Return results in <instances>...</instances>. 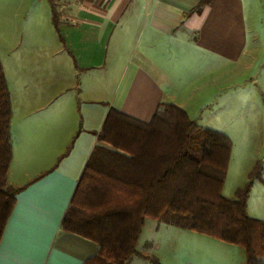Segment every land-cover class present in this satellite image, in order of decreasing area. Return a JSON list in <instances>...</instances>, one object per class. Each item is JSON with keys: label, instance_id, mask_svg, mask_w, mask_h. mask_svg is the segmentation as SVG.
I'll list each match as a JSON object with an SVG mask.
<instances>
[{"label": "crops", "instance_id": "crops-1", "mask_svg": "<svg viewBox=\"0 0 264 264\" xmlns=\"http://www.w3.org/2000/svg\"><path fill=\"white\" fill-rule=\"evenodd\" d=\"M199 1H50L59 57L52 54L41 72L54 76L48 85L52 91L45 93L36 74L30 78L19 69L24 78L16 94L25 104L50 93L53 100L32 103L33 117H11L7 182L21 189L0 236L6 261L82 264L97 252L94 241L63 229L61 220L110 108L148 121L159 105L173 104L195 117L188 105H210V91L231 79V64L241 72L264 53V32L254 18L264 0H209L193 9ZM16 2L21 10L25 3ZM33 5L42 7L40 1ZM17 16L10 23L12 33L30 35L38 29ZM8 85L14 104L10 81ZM64 87L69 93L56 99L54 92ZM28 171L38 172L29 176ZM252 188L247 212L264 219V182L255 205L250 203Z\"/></svg>", "mask_w": 264, "mask_h": 264}, {"label": "trees", "instance_id": "trees-1", "mask_svg": "<svg viewBox=\"0 0 264 264\" xmlns=\"http://www.w3.org/2000/svg\"><path fill=\"white\" fill-rule=\"evenodd\" d=\"M208 1L200 0L193 9ZM11 115L0 60V236L21 189L7 182ZM126 128L134 132L129 135ZM152 137L157 142L153 149ZM96 139L112 148L93 146L61 220L63 229L97 244V252L82 264H128L134 256L158 263L137 247L146 218L238 244L243 264H264V219L247 212L262 166L256 161L233 197H225L221 188L230 140L224 133L200 126L178 106L161 104L148 121L110 108Z\"/></svg>", "mask_w": 264, "mask_h": 264}, {"label": "rangeland", "instance_id": "rangeland-1", "mask_svg": "<svg viewBox=\"0 0 264 264\" xmlns=\"http://www.w3.org/2000/svg\"><path fill=\"white\" fill-rule=\"evenodd\" d=\"M21 1L25 4L21 10H18L16 0H0V60L13 90L14 104L11 96V117L23 115L33 117L30 111L32 103L48 104L47 101L53 98L49 97L50 93L49 96L35 98L34 101L29 98L28 103L25 104L24 99L16 94L18 84L21 86L20 80L24 78L19 69L26 70V75L30 78L33 76L31 72L36 74L35 80L44 86L45 93L52 91L49 90L48 85L54 76L47 75L46 72L43 76L41 70L50 65L52 54L56 53V57H59L57 50L60 48V41L58 32L52 24L49 9L52 0ZM37 1L42 4L38 10L33 7ZM13 14H18L17 19L20 23L30 20L38 25V29L30 35L12 33L10 23ZM254 18L258 29L264 32V6L254 14ZM17 61L19 64H16ZM262 62H264V53L259 52L256 59H250L249 68H242L241 72L238 66L231 64V79H226L220 88L217 85L210 91V94L214 95L210 105L200 107L194 104L188 105L189 114L195 116L192 118H196L200 126L222 132L230 140L226 175L221 188V193L225 197H233L236 187L247 180L248 172L256 161H260L262 180L256 179L252 183L254 187L250 203L253 205L257 190L261 182H264V65H261ZM41 63L43 65L39 67ZM20 92L22 93V89ZM55 92L56 99L65 98L66 93H69L65 87L62 91ZM30 93L32 89L26 95ZM78 126L79 123L77 128ZM128 129H125L126 132H129ZM130 131L132 132H129V135L134 132V130ZM148 143L153 149L157 145L156 138H150ZM97 144L112 148L104 141H99ZM16 172L21 176L25 174L24 171ZM35 172L38 171H28V174L31 176ZM137 247L153 254L158 263L134 256L128 264H243L245 260L244 250L240 245L227 243L191 229L168 225L154 218L145 219ZM261 260L264 261V257Z\"/></svg>", "mask_w": 264, "mask_h": 264}, {"label": "snow or ice", "instance_id": "snow-or-ice-1", "mask_svg": "<svg viewBox=\"0 0 264 264\" xmlns=\"http://www.w3.org/2000/svg\"><path fill=\"white\" fill-rule=\"evenodd\" d=\"M0 264H39V262H36V261H30V262L6 261L3 258V247L0 246Z\"/></svg>", "mask_w": 264, "mask_h": 264}]
</instances>
